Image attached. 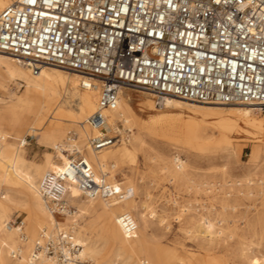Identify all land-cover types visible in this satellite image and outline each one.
Segmentation results:
<instances>
[{"label": "built area", "instance_id": "built-area-1", "mask_svg": "<svg viewBox=\"0 0 264 264\" xmlns=\"http://www.w3.org/2000/svg\"><path fill=\"white\" fill-rule=\"evenodd\" d=\"M0 52L34 73L54 65L86 78L81 87L97 91V108L87 118L94 131L87 144L95 152L125 135L120 122L118 128L108 124L107 114L118 109L123 89L147 91L157 106L167 97L242 103L264 116V0H16L0 11ZM68 157L38 183L55 216L73 210L72 185L87 198L131 195L108 174L96 175L77 149ZM22 221L17 216L5 226L22 230ZM117 223L126 236L137 230L128 213L118 214ZM71 236L58 226L41 231L29 261L46 255L50 264H95L81 258ZM19 255L12 251L13 258Z\"/></svg>", "mask_w": 264, "mask_h": 264}, {"label": "bare ground", "instance_id": "bare-ground-1", "mask_svg": "<svg viewBox=\"0 0 264 264\" xmlns=\"http://www.w3.org/2000/svg\"><path fill=\"white\" fill-rule=\"evenodd\" d=\"M14 1L16 0H0V11ZM0 58L18 63L21 69L34 79V83L27 86V90L21 98L7 103L5 106H0V134L4 137L0 143V264H50V258L46 255L39 256L35 261H29L33 245L36 240L40 239V232L52 233L57 224L54 214L47 208L39 193L38 183L44 173L58 170L68 162V155L63 153L67 150L66 146L77 145L78 152H81L78 145L86 144L88 137L94 133L87 124V118L97 108V91L82 88L81 81L86 78L78 72L71 70L72 73H67L50 67L54 65H42L34 73L29 66L22 65L15 57L6 52H0ZM127 92L141 93L138 98H133L127 95ZM150 96H152L151 93L143 90H121L118 109L109 111L107 114L109 116L108 124L116 128L120 122L124 126V132H121L125 135H122L120 141L113 146L95 152L87 145L84 156L80 153L92 165L96 175L108 174V178L117 187H123L125 181H118L116 173H113L111 168L118 166L122 169V167H131L137 164L138 154L143 149V140L139 135L142 131H148L167 141L179 140L182 142L189 139L192 142L197 139L195 133H190L187 130L180 132L177 127L180 124V117L170 118L164 115L168 111L151 114L148 119L141 120L134 108L141 106L152 108L154 105ZM225 105L229 106L224 108L199 105L196 102L167 97L161 106H156L185 108L194 114L211 115L214 117V124L224 135L243 126L251 133L264 138V116L260 114L257 106L242 103ZM195 119L194 117L190 118L187 125L193 124ZM4 125L12 129L16 137L21 136L23 131L27 132V136H38V143L48 151L56 149L57 155L53 156L48 152L40 163L27 161L20 145L7 141V134L1 129ZM70 132H74V138L68 135ZM157 158L159 157L153 158L156 163L158 162ZM171 160L172 168L165 165L160 167L162 172H168L170 180L173 179L177 183L188 182L193 184L196 189L203 187L206 191H209L213 186L209 182H194L190 178L188 164L184 160L177 156ZM128 183L126 189L131 190V195L122 201L84 197L85 202L82 200L83 196L79 188L75 185L70 187L68 201L76 207V212L70 214L68 211L63 214V224L71 225L70 228L74 234L71 238L74 243L81 246V258L86 254L97 257L102 249L96 245V242L103 239L111 245V250L115 254L116 261L112 264H160L150 257L143 240L145 236L147 237V231L158 215L149 203H138L134 184L132 181H128ZM258 183H262V180ZM173 205H176L175 200ZM17 207H21L26 213L22 221L23 226L25 225L22 230L5 226L9 221L8 217ZM120 213H128L132 217L131 213L137 214V223L133 217L137 225L134 235L126 236L122 232L117 223ZM158 217L161 225H164L165 229H169V224H166V216L159 215ZM78 219H83L84 222L77 223ZM199 219L203 228L198 233L209 244L224 236L220 228V220L213 222L205 219L202 214ZM216 224L218 225L217 231L214 230ZM186 232L191 233V229H187ZM241 237V232L236 228L231 229L226 235V238L230 240H239ZM15 250L20 255L12 263L9 261V257ZM175 250L163 249L159 250L158 254L166 260V264L175 261L177 264H228V258L224 255L218 258L206 252L200 256H187L180 255ZM232 250L233 248H231ZM233 252L234 257L245 258L248 264H264V254L260 257L251 256L248 258L241 251ZM122 255L124 258L120 260ZM141 256L144 257L143 260H140Z\"/></svg>", "mask_w": 264, "mask_h": 264}, {"label": "rangeland", "instance_id": "rangeland-1", "mask_svg": "<svg viewBox=\"0 0 264 264\" xmlns=\"http://www.w3.org/2000/svg\"><path fill=\"white\" fill-rule=\"evenodd\" d=\"M50 67L72 73L71 70H64L56 66ZM33 83L32 76L26 74L18 63L0 58V106L17 101L25 94L27 86ZM139 93L141 92H127L126 94L138 98ZM149 98L154 105L152 108L147 106L134 108L141 120L148 119L151 114L168 111L164 115L170 118L180 117V124L177 126L180 132L187 130L197 136V139L192 142L189 139L182 142L179 140L167 141L164 138L156 137L153 133L142 131L139 135L143 140V149L138 154L137 164L131 167H122V169L118 166L111 168L113 173H116L118 181H125L124 188L128 186V181L133 182L139 204L147 202L158 216H166V224H169V229H165L164 225H161L157 216L158 219H154L148 233L146 232L147 237L145 236L143 239L150 257L160 264H166V260L158 254V251L163 249H176L175 251L180 255L187 256H200L206 252L218 258L224 255L228 258V264H248L247 259L234 257L232 251H234L233 253L241 251L248 258L251 256L260 257L264 254V138L251 133L243 126L224 135L214 124V117L211 115L194 114L185 108L157 107L153 97ZM197 104L224 108L229 106ZM192 117L196 118L195 122L187 125L188 120ZM116 128H118V124ZM1 129L6 132L8 142L20 145L27 161L40 163L48 152L53 156L57 155L56 149L48 151L41 146L38 143V136H27V132L23 131L21 136L16 137L15 132L8 126L4 125ZM73 134L74 132L68 133L71 137ZM87 145V141L84 145H78L83 156ZM65 148L67 150L63 151L64 155L72 153V149L78 150L77 145ZM174 156L188 164L190 178L194 182L212 183L213 186L209 191L203 187L196 189L193 184L188 182L177 183L173 179L170 180L168 172H162L160 167L165 165L172 168L171 159ZM154 157H159L157 163L154 162ZM107 167L109 168L108 165ZM260 180L262 183L259 184ZM82 200L86 202L84 197ZM174 200L175 206L173 205ZM75 212L76 207L74 206L70 214ZM25 214L21 207H17L8 219H14L17 216L24 219ZM131 214L137 223V214ZM200 214L213 222L220 220V228L224 236L213 240L211 244L202 238L198 233L203 228L199 222ZM63 216H55L57 221L55 227L68 229L74 236L70 228L71 225L63 224ZM76 222L83 223L84 221L78 219ZM217 227L216 224L215 231H217ZM233 228L241 232V239L226 238L227 233ZM187 229H191V233H187ZM96 245L102 249L97 257L86 254L82 258L91 260L95 264H112L116 261L115 254L108 242L100 239ZM231 248H233L232 251ZM123 258L124 255L120 260ZM143 259L144 257L141 256L140 260ZM9 261L14 263L16 258L11 255ZM171 264H177V261Z\"/></svg>", "mask_w": 264, "mask_h": 264}]
</instances>
